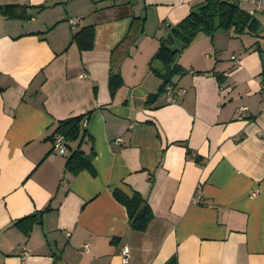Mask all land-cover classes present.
<instances>
[{
    "label": "crops",
    "instance_id": "obj_1",
    "mask_svg": "<svg viewBox=\"0 0 264 264\" xmlns=\"http://www.w3.org/2000/svg\"><path fill=\"white\" fill-rule=\"evenodd\" d=\"M201 1L0 0L27 16L0 11V264H264V13L256 33L195 38L173 104L149 68ZM89 26L81 49L73 37ZM119 50L130 54L111 96ZM89 112L91 167L73 175L68 151L51 158L52 135ZM115 191L148 203L144 232ZM30 215L27 232L15 226Z\"/></svg>",
    "mask_w": 264,
    "mask_h": 264
},
{
    "label": "trees",
    "instance_id": "obj_2",
    "mask_svg": "<svg viewBox=\"0 0 264 264\" xmlns=\"http://www.w3.org/2000/svg\"><path fill=\"white\" fill-rule=\"evenodd\" d=\"M14 7L18 8V6H5L0 7V11L7 18H27L25 12H22L20 16L13 13ZM134 20L140 19L134 18ZM258 29L257 21L241 10L236 3L228 0H202L183 20L170 27L168 35L171 38L160 39L159 48L149 63L150 72L161 82L159 93L164 92L167 85H174V77L183 73L184 70L177 63V58L199 34L212 36L216 31L222 30L223 32H233L234 35L239 36L256 33ZM92 37L93 28L89 26L76 33L73 40L77 42L81 49H89L91 48ZM86 38H89L88 44H85ZM130 38L135 41L132 29L124 41H128ZM129 54V50H119L115 57L112 53L108 75V87L111 96L123 86L120 63ZM116 57L118 58L116 59ZM153 60L160 62V69L156 70L152 67ZM156 97V95H150L147 101H151ZM90 114L89 112L58 121L52 135V141L56 135L63 137L66 150L69 152L65 168L73 175L91 167L90 159L81 149L87 136L86 128ZM114 196L126 208L129 228L133 231L144 232L153 219V212L148 203L136 192L131 196H126L119 191H115ZM48 210V207L45 208V211ZM34 217V215L26 216L18 220L15 226L27 232L24 229V224Z\"/></svg>",
    "mask_w": 264,
    "mask_h": 264
},
{
    "label": "built area",
    "instance_id": "obj_3",
    "mask_svg": "<svg viewBox=\"0 0 264 264\" xmlns=\"http://www.w3.org/2000/svg\"><path fill=\"white\" fill-rule=\"evenodd\" d=\"M230 2H234L237 6L245 11L247 14L252 16L256 12L264 13V0H228ZM245 5H249L250 9H244ZM85 77V75L81 74L80 78ZM165 101L166 103L173 104L175 103L178 96H182L185 94V90L178 88L176 89L175 86L169 84L165 87L164 92ZM243 109V108H242ZM261 111L264 112V107L261 108ZM67 154L66 146L64 144V139L61 135H56L53 139V146L50 153L51 158L56 157L57 155L65 156ZM254 192L253 194H255ZM69 236V233L66 234ZM85 250H87L88 246H84ZM124 259L127 260L128 257V250H123Z\"/></svg>",
    "mask_w": 264,
    "mask_h": 264
},
{
    "label": "water",
    "instance_id": "obj_4",
    "mask_svg": "<svg viewBox=\"0 0 264 264\" xmlns=\"http://www.w3.org/2000/svg\"><path fill=\"white\" fill-rule=\"evenodd\" d=\"M167 37H168V38H171V36H170V35H167ZM38 219H39V216H38Z\"/></svg>",
    "mask_w": 264,
    "mask_h": 264
},
{
    "label": "rangeland",
    "instance_id": "obj_5",
    "mask_svg": "<svg viewBox=\"0 0 264 264\" xmlns=\"http://www.w3.org/2000/svg\"><path fill=\"white\" fill-rule=\"evenodd\" d=\"M132 2H134L135 0H131Z\"/></svg>",
    "mask_w": 264,
    "mask_h": 264
}]
</instances>
